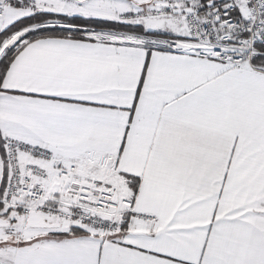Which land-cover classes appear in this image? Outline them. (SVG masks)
Masks as SVG:
<instances>
[{"label":"snow or ice","instance_id":"obj_1","mask_svg":"<svg viewBox=\"0 0 264 264\" xmlns=\"http://www.w3.org/2000/svg\"><path fill=\"white\" fill-rule=\"evenodd\" d=\"M0 264H264V0H0Z\"/></svg>","mask_w":264,"mask_h":264}]
</instances>
